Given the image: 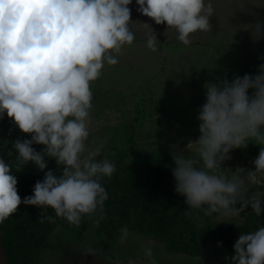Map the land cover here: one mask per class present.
<instances>
[{"label": "clouds", "instance_id": "obj_1", "mask_svg": "<svg viewBox=\"0 0 264 264\" xmlns=\"http://www.w3.org/2000/svg\"><path fill=\"white\" fill-rule=\"evenodd\" d=\"M132 0H0V118L6 113L31 139L13 142L18 163H31L40 171L55 159L59 174L48 170L37 181L33 195L21 199L11 163L0 158V223L23 203L45 211L39 221L54 222L45 214L79 226L84 217L97 226L104 219L108 193L101 184L111 178L115 163L101 156L104 141L88 147L93 109L92 83L106 65L119 62L123 48L133 44L130 29ZM138 11L157 25L174 29L184 45L196 32L212 31L211 0H136ZM146 46L157 50L153 29ZM254 41L264 39V22L249 25ZM205 102L199 109V137L183 149L172 147L175 191L204 217H238L251 209L264 213V196L250 192L264 180V64L258 74L220 78L204 84ZM252 90V94H249ZM260 146L253 168L225 167L234 149ZM42 146L36 151L32 146ZM195 152V156L190 155ZM8 155H11L9 151ZM230 173V174H229ZM202 226V225H201ZM120 243L128 236L120 230ZM231 264H264V227L242 232L234 245ZM88 246L85 255L96 256ZM146 264H157L151 247L141 249ZM107 264H125L118 255H106ZM126 264H138L128 259Z\"/></svg>", "mask_w": 264, "mask_h": 264}, {"label": "trees", "instance_id": "obj_2", "mask_svg": "<svg viewBox=\"0 0 264 264\" xmlns=\"http://www.w3.org/2000/svg\"><path fill=\"white\" fill-rule=\"evenodd\" d=\"M211 3L212 31H198L190 37L191 43L184 45L174 29L155 24L137 10L136 0H132L129 8L133 22L129 27L135 35L134 42L126 45L119 62L106 65L101 77L91 85V120L111 111L118 113L114 122L90 132L86 142L88 147H95L104 141L97 159L106 157L116 166L111 178L101 180L108 193L104 219L97 226L94 218L84 217L75 226L55 217L49 208L45 214L53 216L54 222L41 223L45 210L22 203L15 214L0 223L4 264H42V248L58 228L92 230L102 240L113 241L127 226L129 231L159 242L168 253L202 256L210 245L218 244L234 253L233 245L242 232L264 227V213L257 217L250 208L238 217H204L196 210L192 216L186 215L185 198L176 193L172 175L175 142L164 141L159 135L172 131L178 137L180 128L200 134L197 115L205 102L204 84L220 78L231 81L235 76L256 75L259 65L264 64V39L254 41L249 30L257 20L264 22V0ZM144 23L157 36L155 52L146 46L151 29ZM171 119L175 122L169 125ZM17 139L31 136L22 133L5 113L0 118V158L11 163V174L17 177L18 194L23 200L33 195L35 183L44 179L46 171L59 174L61 169L55 159L47 157L44 171L31 163L19 164L18 153L12 148ZM32 146L38 152L42 150L41 145Z\"/></svg>", "mask_w": 264, "mask_h": 264}, {"label": "rangeland", "instance_id": "obj_3", "mask_svg": "<svg viewBox=\"0 0 264 264\" xmlns=\"http://www.w3.org/2000/svg\"><path fill=\"white\" fill-rule=\"evenodd\" d=\"M117 116V112L111 111L98 120H91L89 132L100 128L105 123L114 122ZM174 122V119H171L168 124L171 125ZM159 135L162 140H172L178 149H183L189 140H196L200 134L194 135L193 132L187 131L186 128H180L178 137H175L172 131L164 134L159 133ZM258 152V145L249 142L247 148L232 150L230 153L231 159L225 161L224 166L231 168L233 171L236 167L253 168L252 161L256 158ZM254 191H259L264 196V180L256 188L250 189V192ZM120 235L121 233L116 240L106 241L102 240L92 230L84 231L77 227L70 229L58 228L50 235L42 248V264H107L105 260L106 255H118L125 264L130 258L137 260L138 264H146L143 256L139 255L141 249L144 247L152 248L157 264H231V261L225 258L234 255V253L220 244L210 245L202 256L168 253L159 242H155L135 232L129 231V236L123 244L120 243ZM88 246L98 250L96 256L84 254L85 248ZM0 264H4L1 246Z\"/></svg>", "mask_w": 264, "mask_h": 264}]
</instances>
